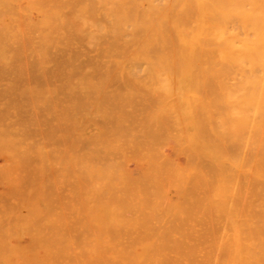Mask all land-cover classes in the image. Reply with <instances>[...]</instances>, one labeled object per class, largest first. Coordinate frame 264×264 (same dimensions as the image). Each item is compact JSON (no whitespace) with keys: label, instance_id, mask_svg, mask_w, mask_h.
<instances>
[{"label":"rangeland","instance_id":"374dc122","mask_svg":"<svg viewBox=\"0 0 264 264\" xmlns=\"http://www.w3.org/2000/svg\"><path fill=\"white\" fill-rule=\"evenodd\" d=\"M72 1L0 0V264H264L243 0Z\"/></svg>","mask_w":264,"mask_h":264},{"label":"bare ground","instance_id":"6f19581e","mask_svg":"<svg viewBox=\"0 0 264 264\" xmlns=\"http://www.w3.org/2000/svg\"><path fill=\"white\" fill-rule=\"evenodd\" d=\"M67 0H65V2H66ZM72 3H73V1L72 0H70ZM74 1H76V0H74ZM104 1H106L105 3H104V5H106V3H107V1L108 0H104ZM142 1H144V0H142ZM149 1V0H148ZM205 1V2H204ZM202 0V1H200L201 3H199V4H201V5H207V4H204V3H206V2H213L212 0ZM234 1V0H233ZM263 1V2H262ZM68 2H69V0H68ZM80 1H78L77 0V3H79ZM94 2H95V0H94ZM94 2H93V4H94ZM108 2H112V1H108ZM115 2H117L116 0H115ZM120 2H121V0H120ZM141 2V1H140ZM165 2H166V0H165ZM188 2V1H187ZM221 2H224V1H222L221 0ZM67 3V2H66ZM70 3V2H69ZM88 3L90 4V1H88ZM87 3V4H88ZM98 3V2H97ZM103 3L101 2V4H102V6H103ZM114 3V2H113ZM122 9H121V11L123 12H121V13H119V14H121V17L120 18H130V15H129V1L128 0H122ZM144 3H146V1L144 2ZM159 3V2H158ZM259 3L260 4H262V3H264V0H243V100L245 99V98H253V97H257V96H259V91H260V89L258 88V85L260 84L259 82H258V78H260V79H262L263 80V78H262V76L261 75H258L257 73L258 72H256V70L258 69L257 68V61H262L261 62V64L264 62V56L262 57V56H259V53H261L263 50H264V48H263V50H262V48L260 49V52H259V48L261 47V45H260V47H259V34H261L262 35V33H263V31L261 32V30L259 31V21H263L264 22V20H262V18L264 19V11H262V10H264V4H263V6H259ZM92 4V3H91ZM99 4V3H98ZM108 5H106L107 7L106 8H111V7H113V6H111V7H108L109 6V3H107ZM117 4V3H116ZM137 4V3H136ZM135 4V5H136ZM163 4H165V3H163ZM174 4V3H173ZM185 4V3H184ZM188 4V3H187ZM196 4V3H195ZM211 4V3H210ZM223 4V3H222ZM224 4H225V2H224ZM223 4V5H224ZM232 4V3H231ZM230 4V5H231ZM239 4V3H238ZM68 5V4H67ZM86 5V4H85ZM100 5V4H99ZM98 5V6H99ZM139 5H140V3H139ZM149 5V4H148ZM162 5V4H161ZM180 5V4H179ZM198 5V4H197ZM212 6L214 5V4H211ZM211 5H210V7H211ZM217 5H219V4H217ZM216 5V6H217ZM228 5V4H227ZM70 6V5H69ZM134 6V5H133ZM145 6V5H144ZM169 6V5H168ZM173 6V5H172ZM182 6V5H181ZM208 6V5H207ZM206 6V7H207ZM215 6V7H216ZM229 6V5H228ZM87 7H88V5H87ZM89 7H90V5H89ZM93 7L94 6H92L91 8L93 9ZM95 7H97V6H95ZM101 7V6H100ZM105 7V6H104ZM146 7V6H145ZM152 7H153V5H152ZM185 6H183V7H180L179 8V6H178V9L176 10V12L175 13H173V15H169V12H171V10H167L166 11V13H168V14H166L164 17H171V16H177V17H182V12L184 13L185 11H186V8H184ZM214 7V8H215ZM218 7V6H217ZM221 7V6H220ZM72 8V7H71ZM86 8V7H85ZM105 8V9H106ZM142 8V7H141ZM162 8V7H161ZM166 8V7H165ZM175 8V7H174ZM198 8V7H197ZM201 7H199V11H198V13L200 12V13H202V11H203V13L204 12H207L208 10H204V9H200ZM208 8V7H207ZM228 8V7H227ZM233 8V7H232ZM262 10H261V9ZM108 9L107 10H105V11H108ZM154 9H156V7L154 6ZM167 9V8H166ZM209 9V8H208ZM212 9V8H211ZM81 10V9H80ZM87 10H88V8H87ZM95 10V9H94ZM115 10H118V9H114V11H113V9L111 10L112 11V14H114V13H117ZM144 10H145V8H144ZM143 10V11H144ZM225 9L223 8V11H224ZM227 10V9H226ZM240 10V9H239ZM83 11H85V10H83ZM152 11V10H151ZM165 11V10H164ZM212 11V10H211ZM222 11V12H223ZM228 11V10H227ZM226 11V12H227ZM237 11V10H236ZM240 11H242V10H240ZM239 11V12H240ZM76 12V11H75ZM88 12V11H87ZM91 12H93V10L91 11ZM108 12H110V11H108ZM107 12V13H108ZM114 12V13H113ZM140 12V11H139ZM229 12V11H228ZM77 13V12H76ZM80 13V12H79ZM78 13V14H79ZM142 12H140V14H141ZM209 13V12H208ZM211 13V12H210ZM216 13V12H215ZM221 13V12H220ZM231 13H232V11H231ZM234 13V12H233ZM261 13H263V14H261ZM75 15L71 20H72V22L73 23H75L76 24V26H77V24H80V23H82L84 20H82V18L80 17L81 15ZM110 14V13H109ZM111 14V15H112ZM131 14V13H130ZM153 14V13H152ZM156 14V13H155ZM230 14V13H229ZM261 14V16H259ZM115 15H117V14H115ZM147 15V14H146ZM216 15V14H215ZM99 16H101V15H99ZM143 16H144V14H143ZM185 16V15H184ZM196 16V15H195ZM198 16H200V15H198ZM230 16H232V15H230ZM230 16H228V17H230ZM239 16V15H238ZM72 17V16H71ZM134 17V16H133ZM147 17V16H146ZM205 17H206V15H205ZM234 17H236V16H234ZM262 17V18H261ZM70 18V17H69ZM114 18H116L115 16H114ZM136 18V17H135ZM162 18V17H161ZM260 18V19H259ZM68 19V18H67ZM80 19H81V21H80ZM71 20H69V21H71ZM261 25H263V26H261L263 29H264V24H261ZM261 32V33H260ZM263 37H264V34L262 35ZM5 48V47H4ZM262 55H264L263 53H262ZM259 57H262V59L263 60H259ZM259 63V62H258ZM261 66V65H260ZM262 66L264 67V64H262ZM261 66V68H259V69H262L263 70V67ZM247 71H248V73H249V75L247 76ZM258 71V70H257ZM263 72V71H262ZM260 74V73H259ZM257 75H258V77H257ZM260 76V77H259ZM261 80V81H262ZM248 87V88H247ZM259 87H261V85L259 86ZM261 92V91H260ZM244 108H245V105H244V103H243V110H244ZM247 116H249V117H247ZM247 116H246V114L244 115V117H243V160H252V161H254V162H257V163H260V164H263L264 163V123H259V119H258V116H257V114H253V113H250V114H247ZM246 117L247 118H249V124L247 125V123H246Z\"/></svg>","mask_w":264,"mask_h":264}]
</instances>
